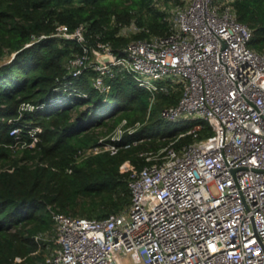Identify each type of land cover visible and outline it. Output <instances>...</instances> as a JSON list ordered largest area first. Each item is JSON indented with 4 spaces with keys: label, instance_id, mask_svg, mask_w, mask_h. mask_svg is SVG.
I'll return each instance as SVG.
<instances>
[{
    "label": "built area",
    "instance_id": "1",
    "mask_svg": "<svg viewBox=\"0 0 264 264\" xmlns=\"http://www.w3.org/2000/svg\"><path fill=\"white\" fill-rule=\"evenodd\" d=\"M164 19L168 33L133 39L121 54L98 41L66 67L74 76L93 68L100 90L125 72L153 94L181 83L161 116L193 119L188 132L204 120L213 132L140 152L149 162L139 168L126 162V208L102 218L53 212L56 246L40 264H123L126 255L145 264H264V50L250 46L252 30L229 0H179ZM84 32L60 25L55 34L83 43ZM125 122L89 151L115 153L134 131Z\"/></svg>",
    "mask_w": 264,
    "mask_h": 264
},
{
    "label": "trees",
    "instance_id": "2",
    "mask_svg": "<svg viewBox=\"0 0 264 264\" xmlns=\"http://www.w3.org/2000/svg\"><path fill=\"white\" fill-rule=\"evenodd\" d=\"M229 3L252 30L250 46L264 50V0ZM159 7L156 0H0V264H40L53 242L46 237L53 212L102 218L126 208L124 164L148 163L140 152L213 132L204 120L188 132L195 121L161 116L178 102L181 83L153 94L125 72L100 90L93 68L74 76L65 66L98 41L121 54L133 39L168 33V10ZM132 24L135 30L120 32ZM60 25H84V42L55 34ZM123 120L134 131L123 133L115 153L89 151Z\"/></svg>",
    "mask_w": 264,
    "mask_h": 264
},
{
    "label": "rangeland",
    "instance_id": "3",
    "mask_svg": "<svg viewBox=\"0 0 264 264\" xmlns=\"http://www.w3.org/2000/svg\"><path fill=\"white\" fill-rule=\"evenodd\" d=\"M176 2L174 1V0H167L166 2H165V0H156V4H157V6L161 9V10H164V9H167L168 10V12L173 8V6H174V4H175ZM178 4H181V2L180 3H178ZM93 57V59L94 60H101V57H99V56H92ZM68 60V59H67ZM67 60L65 61V66H66V63H67ZM174 80L176 81V80H178V77H175L174 78ZM110 88V87H109ZM108 88V89H109ZM183 119H186V121L184 122L185 124L186 123H192L193 122V119H191V118H184V117H181V118H179L178 120L179 121H181V120H183ZM112 133H113V131L112 132H109V133H107L106 135H104L102 138H110L111 137V135H112ZM46 237L48 238V239H50V240H53V242H52V244H49V245H47V247H46V250H45V252H44V256H46L49 252H50V250L53 248V247H55L56 246V244H55V242H54V239H55V233H54V230H52V233L51 234H47L46 235ZM116 258L118 259L119 257L118 256H116ZM124 264H135V263H133V261H131V259H129V258H126V259H124ZM136 264H144V263H136Z\"/></svg>",
    "mask_w": 264,
    "mask_h": 264
},
{
    "label": "crops",
    "instance_id": "4",
    "mask_svg": "<svg viewBox=\"0 0 264 264\" xmlns=\"http://www.w3.org/2000/svg\"><path fill=\"white\" fill-rule=\"evenodd\" d=\"M126 258H129V259H131V261H133L132 258H131L129 255H126V256H123L122 259H121L123 264H124V259H126ZM133 263H134V262H133ZM135 264H136V263H135ZM144 264H145V263H144Z\"/></svg>",
    "mask_w": 264,
    "mask_h": 264
}]
</instances>
